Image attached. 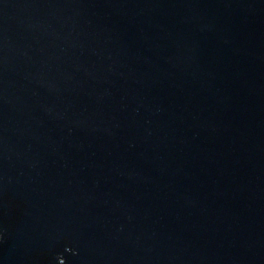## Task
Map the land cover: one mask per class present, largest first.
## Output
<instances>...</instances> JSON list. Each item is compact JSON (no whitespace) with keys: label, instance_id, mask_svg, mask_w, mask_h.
I'll use <instances>...</instances> for the list:
<instances>
[{"label":"water","instance_id":"1","mask_svg":"<svg viewBox=\"0 0 264 264\" xmlns=\"http://www.w3.org/2000/svg\"><path fill=\"white\" fill-rule=\"evenodd\" d=\"M0 264H264V0H0Z\"/></svg>","mask_w":264,"mask_h":264}]
</instances>
